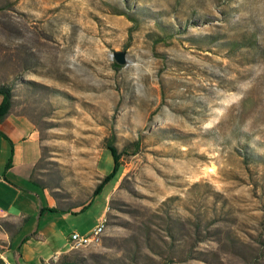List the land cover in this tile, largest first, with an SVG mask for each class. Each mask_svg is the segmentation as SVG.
Wrapping results in <instances>:
<instances>
[{"label": "rangeland", "instance_id": "rangeland-1", "mask_svg": "<svg viewBox=\"0 0 264 264\" xmlns=\"http://www.w3.org/2000/svg\"><path fill=\"white\" fill-rule=\"evenodd\" d=\"M114 6L0 0V85L13 91L0 129L26 151L17 173L33 163L28 180L48 186L19 183L48 199V253L107 216L100 245L75 251L83 264H264V0H143L131 36ZM112 131L119 151L143 136L138 151L87 209L52 211L112 174Z\"/></svg>", "mask_w": 264, "mask_h": 264}, {"label": "crops", "instance_id": "crops-1", "mask_svg": "<svg viewBox=\"0 0 264 264\" xmlns=\"http://www.w3.org/2000/svg\"><path fill=\"white\" fill-rule=\"evenodd\" d=\"M29 140L34 138V133H27ZM1 138V137H0ZM5 142V140L3 139ZM6 143V142H5ZM26 141H22V144ZM21 147L17 148L14 145L13 166L7 172V179L15 184L12 186L0 173V221H6L16 226V230L13 232H7L0 230V264H71L62 262L63 255H75V251H60L59 249L52 250V253H48V221L42 223L40 216L43 215L45 210H48V199H46L47 207L42 209L41 204L37 205V194L27 186H19V183H29V176L33 166V163L27 164L29 167L25 168L23 174L20 175L16 171L17 165L20 163V159L16 161V157L20 153ZM30 150V149H29ZM26 151L22 147L21 153ZM1 153V167L6 163V157L8 158V144L0 143ZM11 175L12 179L8 176ZM32 185L31 183H29ZM48 193V190L43 189V193ZM23 195V196H22ZM24 197V198H23ZM23 198L25 202L33 201V207H18V201ZM51 205L54 208L55 205L51 199ZM31 206V205H29ZM38 215L35 225L30 224L31 219ZM31 225L30 229L25 231ZM52 235L55 234L53 228Z\"/></svg>", "mask_w": 264, "mask_h": 264}, {"label": "trees", "instance_id": "trees-1", "mask_svg": "<svg viewBox=\"0 0 264 264\" xmlns=\"http://www.w3.org/2000/svg\"><path fill=\"white\" fill-rule=\"evenodd\" d=\"M135 2H137V4L134 6H131V0H122V8H118L117 6H114V13L117 15H125L126 17H128V19L130 20V22L133 23V26L129 29L130 32V36L133 32V30H136L139 27V22L141 19V14H145V9L141 8L140 6H138L139 2H142L143 0H134ZM132 10V11H131ZM128 11V12H127ZM157 28L161 31L165 32L166 27L161 26V24L159 22H156ZM172 34L168 35L169 37ZM148 37H152V43L153 44H158L162 41L165 40V38L163 35H159V34H148ZM230 46V47H236V43L232 42V43H227L226 46ZM115 69H117L118 65L116 63H113ZM0 126L1 124L5 121L6 117L10 114L11 108H12V103H13V91H12V87L10 85H0ZM0 137L2 139H4L5 141H7L10 145V154L6 160V163L4 165V169L2 172V177L12 186H15V184H13L12 182H10L7 177L6 174L7 172L12 168L13 166V156H14V145L12 144V141L1 131L0 129ZM142 137L140 136L139 138H137L136 140L133 141H127L126 144H124V146L122 147V149L119 151V148L117 146V136L116 134L112 131L111 135L106 139V144L105 147L107 149V151L109 152L112 162H113V170H112V174H110L109 176H105V178L96 186V188L94 189V191L92 192L89 200L87 202H83L81 204L75 205V206H67V207H61L58 205H55V207L53 208L52 211L60 213V214H68L71 213L73 209L75 208H81V211H84L85 209H87L90 204L92 203L94 197L99 194L101 188L103 187V185L113 176H115L118 173L119 170V166H120V158L122 157V155H131V154H135L138 149L139 146L141 145V141H142ZM254 160H258V158H253ZM36 167L33 168V173L35 172ZM29 183H31L33 186L38 187L40 189H48V186L44 183L39 181L36 177H34V175L32 174L31 178L29 179ZM16 187V186H15ZM0 230H5L7 232H13L16 230V226L13 224H10L6 221H0ZM71 262V264H83V261L78 258V254L75 255H68L65 254L63 255V259L62 262L64 263H68ZM69 262V263H70ZM135 264V263H132ZM146 264H153L152 262H148Z\"/></svg>", "mask_w": 264, "mask_h": 264}, {"label": "built area", "instance_id": "built-area-1", "mask_svg": "<svg viewBox=\"0 0 264 264\" xmlns=\"http://www.w3.org/2000/svg\"><path fill=\"white\" fill-rule=\"evenodd\" d=\"M105 224H107V216H103L88 234H70L68 237L69 250L79 251L100 245L98 244V241H96V233H98L99 228H104Z\"/></svg>", "mask_w": 264, "mask_h": 264}, {"label": "water", "instance_id": "water-1", "mask_svg": "<svg viewBox=\"0 0 264 264\" xmlns=\"http://www.w3.org/2000/svg\"><path fill=\"white\" fill-rule=\"evenodd\" d=\"M125 54L124 52H115L113 54V58L115 59L117 64H124L125 63Z\"/></svg>", "mask_w": 264, "mask_h": 264}, {"label": "bare ground", "instance_id": "bare-ground-1", "mask_svg": "<svg viewBox=\"0 0 264 264\" xmlns=\"http://www.w3.org/2000/svg\"><path fill=\"white\" fill-rule=\"evenodd\" d=\"M105 228L106 224L104 225V228H99L98 233H96V241H98V244L101 243V237L103 236Z\"/></svg>", "mask_w": 264, "mask_h": 264}]
</instances>
